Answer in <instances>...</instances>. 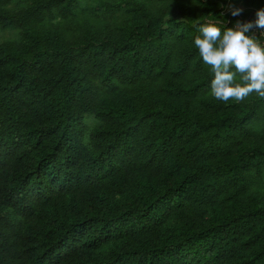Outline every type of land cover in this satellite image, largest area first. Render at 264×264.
<instances>
[{
    "label": "trees",
    "instance_id": "1",
    "mask_svg": "<svg viewBox=\"0 0 264 264\" xmlns=\"http://www.w3.org/2000/svg\"><path fill=\"white\" fill-rule=\"evenodd\" d=\"M236 1L0 0V264H264V98L194 44Z\"/></svg>",
    "mask_w": 264,
    "mask_h": 264
},
{
    "label": "clouds",
    "instance_id": "2",
    "mask_svg": "<svg viewBox=\"0 0 264 264\" xmlns=\"http://www.w3.org/2000/svg\"><path fill=\"white\" fill-rule=\"evenodd\" d=\"M229 11L236 16L243 9L230 5ZM254 30L264 35V8L254 20H237L232 27L222 28L213 20L199 25L194 44L211 67V95L217 100L241 102L253 93L264 98V41Z\"/></svg>",
    "mask_w": 264,
    "mask_h": 264
},
{
    "label": "rangeland",
    "instance_id": "3",
    "mask_svg": "<svg viewBox=\"0 0 264 264\" xmlns=\"http://www.w3.org/2000/svg\"><path fill=\"white\" fill-rule=\"evenodd\" d=\"M235 6V7H238V8H242L243 9V12L245 11H248L249 9L246 7V5L242 2V0H237L234 4H230L228 3L227 6H226V11H229V6ZM255 31V34L257 36L260 35V32L257 31V30H254ZM258 33V34H257ZM14 33L9 31V30H6V32L3 30V29H0V39H3V37H8V36H13ZM259 38L264 41V35H260Z\"/></svg>",
    "mask_w": 264,
    "mask_h": 264
},
{
    "label": "built area",
    "instance_id": "4",
    "mask_svg": "<svg viewBox=\"0 0 264 264\" xmlns=\"http://www.w3.org/2000/svg\"><path fill=\"white\" fill-rule=\"evenodd\" d=\"M257 31H259V30H257ZM258 34V33H257Z\"/></svg>",
    "mask_w": 264,
    "mask_h": 264
}]
</instances>
